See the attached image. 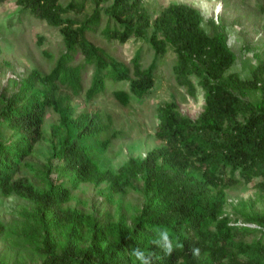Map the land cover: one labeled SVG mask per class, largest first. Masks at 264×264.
<instances>
[{
	"label": "trees",
	"instance_id": "trees-1",
	"mask_svg": "<svg viewBox=\"0 0 264 264\" xmlns=\"http://www.w3.org/2000/svg\"><path fill=\"white\" fill-rule=\"evenodd\" d=\"M144 1L16 0L21 16L27 13L59 28L64 51L48 74L32 71L18 94L0 97V195L28 197L35 204L33 212L24 213L21 235L43 256L41 264H137L129 255L134 247L153 253V264H264V213H246L241 224L219 218L225 189L260 178L254 186L264 193V63L250 71L251 79L240 80L230 73L236 56L223 25L204 21L196 9L176 3L153 18ZM68 13L78 18L63 17ZM132 38L153 51L146 68L141 67L140 50L126 65L98 44L123 45ZM168 48L175 56L176 83L190 97L195 96L191 77L197 79L203 112L191 120L175 102L163 103L157 108L155 133L161 145L142 160L129 159L117 172L101 171L100 158L118 133L97 112L74 117L70 102L83 93V73L94 69L84 94L87 101L104 93L108 82L128 83V90L112 93L126 108L132 98L143 99L154 87L156 61ZM252 89L261 91L260 98L245 100ZM46 107L59 116L53 127L58 142L52 143L43 177L47 189L41 192L15 173L43 139ZM4 128L11 130L10 139L3 137ZM131 178L141 181V205L130 216L119 213L115 221L101 222L92 213L62 205L70 200L66 182L76 187L109 181L110 195ZM162 227L183 249L168 256L152 243ZM193 248L200 249L198 257Z\"/></svg>",
	"mask_w": 264,
	"mask_h": 264
},
{
	"label": "rangeland",
	"instance_id": "rangeland-1",
	"mask_svg": "<svg viewBox=\"0 0 264 264\" xmlns=\"http://www.w3.org/2000/svg\"><path fill=\"white\" fill-rule=\"evenodd\" d=\"M62 4L68 0H59ZM184 4L196 9L204 21L213 19L225 27L227 43L236 56L230 73L238 75L240 80L251 79L250 71L259 63H264V0H145L143 8L154 18L169 4ZM16 0H6L0 4V97L12 98L18 94L22 80L32 71L48 74L56 59L64 51L62 36L58 27L48 25L27 13L21 16ZM21 17L20 23L15 22ZM63 17L78 18L76 13ZM9 22L11 24H9ZM106 52L118 62L129 64L136 51L140 50L142 68L153 60V51L145 42L130 39L125 44L99 42ZM47 52L48 58L44 52ZM175 56L170 48L156 61L154 87L143 99L132 98L128 107H121L112 97L114 90H128V83H106L104 93L92 101L85 98V90L90 85L94 69L83 73V93L73 98L70 106L74 117L81 112L99 113L103 119L111 121V130L117 131L110 148L100 158L101 171L117 172L129 159L145 158L146 154L161 145L156 138L157 108L165 102H175L183 116L196 120L204 110L203 91L195 77L191 81L195 96L190 97L176 83L173 66ZM259 89L250 90L247 101L260 98ZM2 105L0 104V109ZM58 114L46 107L43 117V139L37 143L33 153L15 173V178L23 176L29 184L41 192L47 186L43 181L46 165L51 157L52 143L58 139L53 135V127L58 125ZM4 138L10 139L11 130H1ZM54 166L55 161H51ZM51 166V167H52ZM53 176V175H51ZM55 176H53L54 178ZM260 178L249 184L233 185L224 190L225 204L220 212L232 222L241 224L246 213H264V193L254 185ZM70 189V200L65 207L78 209L84 215L92 213L101 222L115 221L119 213L127 216L138 212L141 205V181L129 179L118 193L109 192V181L95 186L92 183H80ZM35 204L28 197L0 195V224L4 231L0 234V264H41L43 256L37 254L28 243L23 242L21 228L26 222L25 211L33 212ZM112 217H106V214ZM255 227V225H249Z\"/></svg>",
	"mask_w": 264,
	"mask_h": 264
},
{
	"label": "clouds",
	"instance_id": "clouds-1",
	"mask_svg": "<svg viewBox=\"0 0 264 264\" xmlns=\"http://www.w3.org/2000/svg\"><path fill=\"white\" fill-rule=\"evenodd\" d=\"M152 243L162 249L165 255H172L174 249H183V243L177 238L175 241L173 240L170 232L167 228L158 229V238L154 239ZM191 253L194 257H198L200 255L199 248H193ZM129 255L134 257L135 262L137 264H153V253L146 254L145 250L134 247L129 251Z\"/></svg>",
	"mask_w": 264,
	"mask_h": 264
}]
</instances>
